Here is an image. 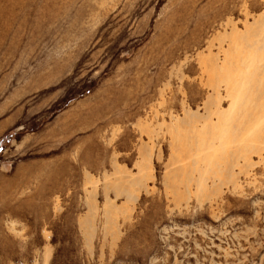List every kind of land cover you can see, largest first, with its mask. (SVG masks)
I'll list each match as a JSON object with an SVG mask.
<instances>
[{
	"label": "rangeland",
	"instance_id": "374dc122",
	"mask_svg": "<svg viewBox=\"0 0 264 264\" xmlns=\"http://www.w3.org/2000/svg\"><path fill=\"white\" fill-rule=\"evenodd\" d=\"M0 264H264V0H0Z\"/></svg>",
	"mask_w": 264,
	"mask_h": 264
}]
</instances>
